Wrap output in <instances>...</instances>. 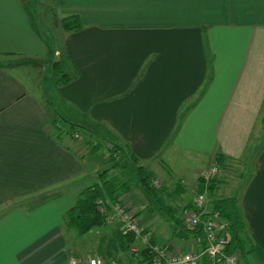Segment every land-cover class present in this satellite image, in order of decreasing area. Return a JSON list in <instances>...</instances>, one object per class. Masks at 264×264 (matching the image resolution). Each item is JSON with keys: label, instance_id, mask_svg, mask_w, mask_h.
<instances>
[{"label": "crops", "instance_id": "obj_1", "mask_svg": "<svg viewBox=\"0 0 264 264\" xmlns=\"http://www.w3.org/2000/svg\"><path fill=\"white\" fill-rule=\"evenodd\" d=\"M35 4L0 0V264H147L156 244L201 252L180 218L194 205L192 177L218 157L233 173L203 213L236 198L246 222L239 257L264 264V0H60L56 20L77 16L82 28L59 27L56 38ZM56 69L71 79L59 85ZM115 146L124 169L109 178L145 230L129 249L122 222L71 239L64 221L101 185L100 153ZM132 155L161 181L170 212L124 178Z\"/></svg>", "mask_w": 264, "mask_h": 264}, {"label": "trees", "instance_id": "obj_2", "mask_svg": "<svg viewBox=\"0 0 264 264\" xmlns=\"http://www.w3.org/2000/svg\"><path fill=\"white\" fill-rule=\"evenodd\" d=\"M64 1V0H62ZM61 26L65 31H77L82 28V24L77 16H70L61 20ZM57 64L54 65L56 67ZM61 66V65H59ZM70 75H62L61 80L58 82L59 85L65 83L71 79ZM77 127L71 125L68 133H73ZM96 152L101 148L99 146H94ZM125 150L123 147H113L108 151V161L105 163L110 165L100 176L104 177L101 181V185H96L85 190L78 198L77 202L73 207H71L64 216L65 225L69 230H73L76 233L77 239L84 237L90 230L96 227H102L106 225L103 215L99 212L97 207V200L99 198H109L111 201L115 202L119 200L120 189H114L117 184L116 178H109L110 170L114 169H124L122 166L125 159ZM119 156V159L117 157ZM133 160L132 166L136 173V181L139 185L141 191L155 204H158L165 211H169V208L165 206L163 200L160 199L161 191L155 188L153 181L155 180V175L139 164L138 158L136 156H131ZM216 163L225 167L227 162L222 157H218ZM217 180L213 181L210 186H208V191L213 192ZM205 191L204 185L201 180H199L198 191L203 193ZM218 214V219L223 222V227L221 228V235L228 238L229 243L226 247V251L229 254H238L244 257L246 254L245 246L241 239V233L246 229V222L244 216L239 208L238 200L236 198H226L216 202L213 212L211 215ZM170 215V213H169ZM172 220L179 224V220L175 217ZM195 235L201 234L200 231H193ZM130 237V244L128 249L131 247V243L135 240V236L131 233L128 234ZM143 254L150 255L149 249L145 250ZM242 262V260L240 259ZM243 263V262H242ZM244 264V263H243Z\"/></svg>", "mask_w": 264, "mask_h": 264}, {"label": "built area", "instance_id": "obj_3", "mask_svg": "<svg viewBox=\"0 0 264 264\" xmlns=\"http://www.w3.org/2000/svg\"><path fill=\"white\" fill-rule=\"evenodd\" d=\"M76 139L80 138L79 134H75ZM233 170L231 164L221 167L218 164H213L208 170H203L200 173V180L202 181L205 191L203 193L197 192L198 196L194 205L186 209L182 216L181 222L185 228L191 231H200L201 234L195 236V242L202 246V251H190L180 253L177 251H170L169 248L156 244L150 247L151 259L147 264H201L203 256L208 259L211 264H243L240 261L238 254H229L226 247L229 243L228 238L221 235V228L219 224L218 214L205 215L203 209L205 208L207 195L209 194L208 186L215 181L221 180L224 177L232 175ZM97 207L99 212L106 217L111 218V209L120 217L122 222L129 225V230L135 237H143V229L139 224L132 222L134 212L128 208L123 202L111 201L107 197L99 198L97 200ZM111 222V221H110ZM145 243L148 244V239L145 238ZM68 264H80L77 259H70ZM88 264H105L100 258L90 259ZM112 264H118L112 262Z\"/></svg>", "mask_w": 264, "mask_h": 264}, {"label": "rangeland", "instance_id": "obj_4", "mask_svg": "<svg viewBox=\"0 0 264 264\" xmlns=\"http://www.w3.org/2000/svg\"><path fill=\"white\" fill-rule=\"evenodd\" d=\"M26 2L27 3H33V2H35L36 4H35V6H37V4L38 3H40L39 4V6H37V11L42 15L41 17H40V20L42 21V24L44 25V28H45V30H46V32L49 34V37H51V38H56V35H57V32H58V30H59V27H62L61 26V21L59 22V20L57 21L56 19V17H58V19L60 18L59 17V14H58V8H59V6L61 5L60 4V0H26ZM64 3V2H63ZM59 22L58 23V25H54V23L55 22ZM58 37V36H57ZM50 38V39H51ZM58 45L59 44H57V47H58ZM56 73H57V75L59 76H62V75H64V73H62L61 71H60V69H56ZM56 75V76H57ZM25 76V74L24 75H22L21 77H24ZM57 76V77H58ZM66 126V127H68V128H70L71 127V125L70 124H67V123H60V126ZM77 130H79V128L77 127L76 128ZM63 132H64V128H63ZM74 132V131H73ZM82 133V136L84 137H86L87 135H86V132H84V131H82L81 132ZM75 134H77V133H75ZM74 134V135H75ZM69 135H71V133H69ZM82 136H80V138L79 139H82L83 137ZM74 137V136H73ZM84 137V138H85ZM88 143H91V148H93V149H95V147L94 146H97V143H95V142H93L92 141V138H89V140H88ZM96 144V145H95ZM101 145V144H100ZM98 148H100V147H98ZM108 152L106 151H104V152H102V153H100V157L99 158H101L102 160H103V162L105 161H108V155L109 154H107ZM103 154V155H102ZM103 157H102V156ZM117 159H119V156L117 157ZM101 160V161H102ZM125 161H127V160H125ZM128 162H126V164H127ZM104 167H103V169H104V171L110 166V165H108V164H106V163H104V165H103ZM212 166V164L211 165H204L203 167H202V169L200 170V173L203 171V170H208L210 167ZM106 167V168H105ZM102 169V168H101ZM129 170H130V172H133L132 170H134V167L133 166H129ZM110 171H112V170H110ZM125 172L124 173H126V169L124 170ZM129 172V175H128V172L124 175V178L125 179H127V177L128 176H130V177H132L134 180L136 179V177L135 176H131V173ZM197 178V180L199 181L200 180V174H197L196 176H193L192 177V179L193 180H195ZM133 180V181H134ZM132 183H131V181H130V185H131ZM133 185V184H132ZM153 185L155 186V188H158V189H160L161 188V186H162V183H161V181L159 180V179H157V177L155 176V180L153 181ZM132 188V187H131ZM197 196H198V194L195 192V200H196V198H197ZM195 202V201H194ZM127 206V205H126ZM128 207V206H127ZM129 208V207H128ZM132 210V209H131ZM110 212H111V218H108V219H106V217L105 216H103L104 217V219H105V222L106 223H108V222H110V221H117L118 223L119 222H122V220L120 219V217L111 209V207H110ZM134 212V215H133V219H132V222L133 223H135V224H139V226L143 229V232H145V230H144V228L140 225V223H139V220H138V217H137V213H136V211H133ZM117 218V219H116ZM181 220V219H180ZM180 220H179V222H180ZM122 224L125 226V228L128 230V232L129 233H131V234H133L130 230H129V225L127 224V223H125V222H122ZM71 232H70V238L71 239H74V236H75V233L74 232H72L73 230H70ZM128 233V234H129ZM134 235V234H133ZM143 235H144V233H143ZM83 238V237H82ZM81 239V238H80ZM150 240V239H149ZM73 258V256H70L69 258H68V261L70 260V259H72ZM73 259H77V258H73ZM93 259V258H92ZM78 260V259H77ZM90 260V259H89ZM89 260H88V262H89ZM68 261H67V264H68ZM79 262H80V264H81V261L80 260H78Z\"/></svg>", "mask_w": 264, "mask_h": 264}]
</instances>
